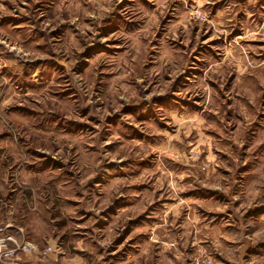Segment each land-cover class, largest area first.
Segmentation results:
<instances>
[{
    "label": "rangeland",
    "instance_id": "1",
    "mask_svg": "<svg viewBox=\"0 0 264 264\" xmlns=\"http://www.w3.org/2000/svg\"><path fill=\"white\" fill-rule=\"evenodd\" d=\"M0 71V239L38 250L0 264H224L197 231L264 233V0H0Z\"/></svg>",
    "mask_w": 264,
    "mask_h": 264
},
{
    "label": "crops",
    "instance_id": "2",
    "mask_svg": "<svg viewBox=\"0 0 264 264\" xmlns=\"http://www.w3.org/2000/svg\"><path fill=\"white\" fill-rule=\"evenodd\" d=\"M260 205H264V200L258 204V206ZM255 209L256 212L260 210L259 208ZM258 218L257 220L260 221V217ZM257 224L262 227L260 222H257ZM187 233L191 237L189 232ZM197 237L198 242L206 248L212 247L210 249L215 248L216 251L223 254H228L229 256L235 255L234 261L229 260V256L227 259H223L224 264H259L257 256H249L248 254L259 253L260 250L264 251V233L261 230H258L252 237L248 236L247 238L243 231L236 230L232 234L228 229L210 228L208 230L197 231ZM244 257L246 258L245 260L243 259Z\"/></svg>",
    "mask_w": 264,
    "mask_h": 264
},
{
    "label": "built area",
    "instance_id": "3",
    "mask_svg": "<svg viewBox=\"0 0 264 264\" xmlns=\"http://www.w3.org/2000/svg\"><path fill=\"white\" fill-rule=\"evenodd\" d=\"M12 243L15 244V247ZM37 251V247L31 243H24L19 246L12 240L11 237H5L0 239V262H2L3 260H12L14 256H17L18 252L31 254Z\"/></svg>",
    "mask_w": 264,
    "mask_h": 264
}]
</instances>
